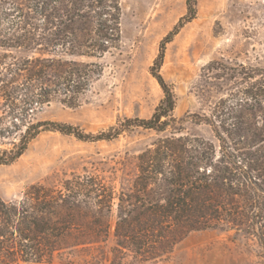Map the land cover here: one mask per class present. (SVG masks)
I'll use <instances>...</instances> for the list:
<instances>
[{
	"label": "trees",
	"instance_id": "1",
	"mask_svg": "<svg viewBox=\"0 0 264 264\" xmlns=\"http://www.w3.org/2000/svg\"><path fill=\"white\" fill-rule=\"evenodd\" d=\"M197 1L187 0V16L151 69L164 93L153 115L125 118L93 135L35 116L54 101L80 106L102 77L100 61L121 44L122 0H0V141L16 140L0 150V167L16 162L46 132L93 142L139 129L164 134L138 156L128 190L117 193L100 176L86 174L58 186L32 185L19 200L0 197V264L49 263L61 240L70 239L76 241L68 250L98 249L97 260L147 264L169 258L188 234L210 229L253 237L264 257V69L236 73L237 91L198 117L216 142L183 134L175 93L160 74L166 44L195 19ZM115 202L110 257L103 247ZM89 223L99 227L76 233L70 227Z\"/></svg>",
	"mask_w": 264,
	"mask_h": 264
},
{
	"label": "rangeland",
	"instance_id": "2",
	"mask_svg": "<svg viewBox=\"0 0 264 264\" xmlns=\"http://www.w3.org/2000/svg\"><path fill=\"white\" fill-rule=\"evenodd\" d=\"M196 8L195 19L185 21L166 44L160 74L175 93L174 116L181 120L183 134L216 142L212 129L199 124L198 117L237 91L242 80L236 73L264 69V0H198ZM187 12V0H122L121 44L100 61L105 66L102 77L80 106L54 101L35 119L98 135L125 118H150L164 98L151 69L163 42ZM215 68L226 69L225 74ZM163 135L139 129L93 142L59 132L43 133L16 162L0 167V197L19 200L32 185L58 186L74 175L86 174L100 176L117 193L128 190L137 175L138 156ZM15 141H0V150L12 149ZM117 212L115 202L106 214L110 235L103 250L110 257L115 254ZM70 227L76 233L99 226ZM74 241L61 240V251L43 264H111L96 259L98 249L68 250ZM147 264H264V257L253 237L210 229L188 234L169 258Z\"/></svg>",
	"mask_w": 264,
	"mask_h": 264
}]
</instances>
